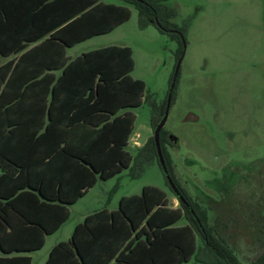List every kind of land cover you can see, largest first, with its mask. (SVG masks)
<instances>
[{
  "label": "trees",
  "instance_id": "1",
  "mask_svg": "<svg viewBox=\"0 0 264 264\" xmlns=\"http://www.w3.org/2000/svg\"><path fill=\"white\" fill-rule=\"evenodd\" d=\"M168 1L125 0L137 10L141 28L152 25L179 43L178 62L186 27L171 22L177 13ZM130 18L129 7L100 0H0V174L16 177L23 169L46 166L45 175L29 174L27 190L0 198V252L14 255L1 257L0 264H30L23 254L43 247L46 237L69 219V206L99 180L131 167L133 156L126 148L134 130L133 109L142 105L146 90L145 82L131 75L132 49L112 45L76 58L67 55L68 49L110 34ZM164 111L165 105L154 117L153 131ZM173 139L160 131L166 174L153 136L137 163L141 156L155 157L185 203L170 188L179 208H169L165 193L152 186L122 197L118 211L87 217L72 239L58 246L69 264H108L140 231L147 248L137 259L149 264H264V248L243 262L232 247L242 227L237 219L217 212L219 204L212 208L194 201L176 181L165 147ZM108 218L120 242L104 253L101 238ZM181 219L186 224L174 227Z\"/></svg>",
  "mask_w": 264,
  "mask_h": 264
},
{
  "label": "rangeland",
  "instance_id": "2",
  "mask_svg": "<svg viewBox=\"0 0 264 264\" xmlns=\"http://www.w3.org/2000/svg\"><path fill=\"white\" fill-rule=\"evenodd\" d=\"M100 1L129 7L131 18L112 33L77 45L69 55L110 45L132 49L131 75L146 85L142 105L133 109L134 130L126 148L133 161L116 177L99 180L70 207L69 221L40 251L30 254L31 264H42L53 243L66 240L85 214L117 209L122 197L141 194L145 186L159 187L169 200L178 202L157 159L141 156L137 163V158L153 136L154 117L164 105L166 109L179 43L152 25L141 28L137 10L125 0ZM167 5L177 13L171 22L186 27L183 57L162 128L164 135L175 138L174 144L165 145L172 173L189 196H211L220 202L217 212L241 223L238 244L230 243L246 262L264 248V0H169ZM255 174L261 194L257 213L249 203L246 209L234 204L255 199L253 188L243 185V179L254 180ZM250 218L256 223H249ZM185 224L184 219L177 223Z\"/></svg>",
  "mask_w": 264,
  "mask_h": 264
},
{
  "label": "crops",
  "instance_id": "3",
  "mask_svg": "<svg viewBox=\"0 0 264 264\" xmlns=\"http://www.w3.org/2000/svg\"><path fill=\"white\" fill-rule=\"evenodd\" d=\"M89 40H91V39H89ZM110 46H112V45H110ZM75 47H73V48H75ZM105 47H107V46H105ZM73 48L67 50V55L70 58H76L77 57V56L74 57V56L69 55V51L72 50ZM101 48H103V47H101ZM97 49H99V48H97ZM93 50H95V49H93ZM9 59H5V60H3V62L8 61ZM129 141H130V139H129ZM30 173H35V174H39V175H45V173H46L45 164H40L38 166L36 165V166H32V167L23 169V170H21V172L16 177H8L6 175L0 174V198L3 199V200H6L7 198H10L11 196H13L18 190H27L29 188L27 186V178H28ZM145 187H150V186H145ZM145 187H143V188H145ZM152 187H156V186H152ZM157 188H159V187H157ZM159 189L162 190L161 188H159ZM124 197H128V196H124ZM165 197L167 199V204H168L169 208H171V209H178L179 208V203L174 201V199L169 200L166 193H165ZM71 206H73V205H71ZM71 206H69V211H70V207ZM118 208H119V205H118ZM118 208L112 210V209H108L107 207H104V208L92 211V212H90L88 214H85L82 217V219L80 221H78L72 227L71 231L69 233H67L68 237H67L66 240L64 238H60V239L56 240L53 243V245L51 246L50 250L47 253L46 259L43 261L42 264H69L70 262L68 261L67 258H65L64 254L59 250L58 246L62 245V244H65V243H68L72 239V235L74 233L75 228L78 225L83 224L87 217H89V216H91V215H93V214H95L97 212L103 211V210H106L109 213L115 212V211H118ZM70 216H71V212H70ZM69 219H70V217H69ZM69 219L55 233H53L52 235H49V236L46 237L45 244L43 245V247L46 245V243H47V241H48V239L50 237H54L55 235H57V233L62 229V227H64V225H66V223L69 221ZM108 219L110 221H108V223L105 222V226H104L105 229H103V230L106 231V233L103 234V237L101 238V244H104L107 247V249L104 251V253L108 252L107 250H109V252H111V250L116 249L118 247L119 242H120V240H118V239L116 240L117 231H115L114 234H112V230H111L112 219L111 218H108ZM177 223H175L173 226L174 227H182V226H184V225L179 226V225H177ZM141 227H144L143 229L147 230V226L145 225V223H143ZM66 231H68V230H66ZM113 238H115L114 241H111ZM107 239L110 240L109 243H106L105 240H107ZM146 248H147V244H146V241H145V237H144V235L142 236L141 231L140 232H136V233H132L131 239H129V241L119 249V252L116 254V257L114 259H112L108 264H149L148 260L139 261L137 259L138 254L140 252L144 251ZM40 250H38V251H40ZM38 251L31 252V253H28V254H23V255L28 256L30 258V264H31L32 263V258L30 256V254L36 253ZM11 256H14V255L4 256L0 252V258L1 257H11ZM190 263L191 262L183 263V264H190ZM73 264H75V263H73Z\"/></svg>",
  "mask_w": 264,
  "mask_h": 264
},
{
  "label": "water",
  "instance_id": "4",
  "mask_svg": "<svg viewBox=\"0 0 264 264\" xmlns=\"http://www.w3.org/2000/svg\"><path fill=\"white\" fill-rule=\"evenodd\" d=\"M181 60H179L176 64V67L174 69V73H173V78H172V82L171 85L169 87V93H168V99H167V103H166V109L164 111V114L162 116V118L160 119V121L157 123L156 127L154 128L153 131V139H154V144H155V148H156V153H157V157H158V161L160 164V167L162 169V171L166 174L167 173V168L164 162V158L162 155V151H161V147H160V143H159V135H160V131L162 130L166 119H167V115H168V111H169V107H170V101H171V91L175 85V81H176V77L178 74V70H179V66H180ZM167 179L169 182L170 187L174 190V192L177 193V190L174 186V184L172 183L171 179L169 178V176L167 175ZM177 197L179 198V200L183 203H185L184 199L177 193Z\"/></svg>",
  "mask_w": 264,
  "mask_h": 264
},
{
  "label": "flooded vegetation",
  "instance_id": "5",
  "mask_svg": "<svg viewBox=\"0 0 264 264\" xmlns=\"http://www.w3.org/2000/svg\"><path fill=\"white\" fill-rule=\"evenodd\" d=\"M164 114V113H163ZM170 136V135H169ZM171 137V136H170ZM174 141H175V138H174ZM172 144H174V142H172ZM256 177H257V175L255 174L254 175V180H253V178H249L248 180H246V179H243V185L244 186H249L250 188H253V191L255 192V199L253 198V197H251V202H246V201H240V202H235L234 204L235 205H237L239 208H241V209H246V207H245V205L247 204V203H249L250 205H249V207L248 208H251L252 210L254 209V210H256V213H257V209L259 210V208L261 207V205H260V200H261V197H260V193H258L257 194V190H258V182H257V179H256ZM170 178V177H169ZM171 179V178H170ZM172 181V180H171ZM167 182H168V179H167ZM172 183H173V181H172ZM174 184V183H173ZM168 185H169V182H168ZM180 185V184H179ZM170 186V185H169ZM175 186V185H174ZM181 186V185H180ZM182 187V186H181ZM171 188V187H170ZM183 188V187H182ZM172 189V188H171ZM184 189V188H183ZM173 190V189H172ZM185 190V189H184ZM174 191V190H173ZM262 196L264 197V194H262ZM191 197V196H190ZM201 197H203L205 200H206V206L207 207H215V206H217V204H219L220 205V202H218V201H216V200H214L211 196H207V195H205V194H203ZM201 197H194V198H192L194 201H196V202H198L199 204H202V200H204V199H201ZM218 197H221L220 195L218 196ZM213 205V206H212ZM257 216H258V214H257ZM250 217H253V212H252V215L250 216ZM242 219H246L245 217L244 218H242ZM249 220V223H256V221L255 222H251V220H253V219H248ZM257 220V219H256ZM259 238V237H258Z\"/></svg>",
  "mask_w": 264,
  "mask_h": 264
}]
</instances>
